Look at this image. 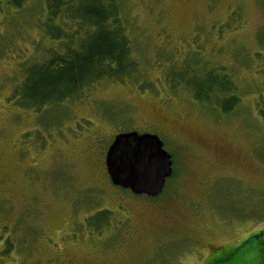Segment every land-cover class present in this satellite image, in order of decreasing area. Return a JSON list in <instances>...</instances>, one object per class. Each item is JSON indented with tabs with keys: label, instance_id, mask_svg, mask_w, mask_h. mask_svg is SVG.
Here are the masks:
<instances>
[{
	"label": "rangeland",
	"instance_id": "rangeland-1",
	"mask_svg": "<svg viewBox=\"0 0 264 264\" xmlns=\"http://www.w3.org/2000/svg\"><path fill=\"white\" fill-rule=\"evenodd\" d=\"M110 3L136 80L28 108L14 95L25 69L63 43L45 31L47 0H0V264H209L224 253L254 264V241L237 248L264 230V0ZM190 58L233 80L232 109L175 80ZM128 131L157 135L171 156L155 198L110 182L107 148Z\"/></svg>",
	"mask_w": 264,
	"mask_h": 264
},
{
	"label": "trees",
	"instance_id": "trees-1",
	"mask_svg": "<svg viewBox=\"0 0 264 264\" xmlns=\"http://www.w3.org/2000/svg\"><path fill=\"white\" fill-rule=\"evenodd\" d=\"M8 1L19 8L26 0ZM47 3L45 31L49 38L63 43L61 52L55 48L45 60L28 65L14 94L19 106L40 108L58 104L80 96L83 90L104 78L136 80L133 76L137 72L136 62L131 58L129 40L110 0H47ZM58 18L75 22L76 28L72 31L54 25ZM198 62L190 58L182 70L174 71L175 80L186 85L195 100L219 106L222 111L232 109L238 101L235 94L228 96L234 90L233 80L220 67ZM260 114L264 118L262 108ZM105 222L104 211L91 224L99 228ZM250 240L255 242L250 261L255 259L254 264H264V230L252 234L237 249ZM231 257V253H224L209 264H228Z\"/></svg>",
	"mask_w": 264,
	"mask_h": 264
},
{
	"label": "water",
	"instance_id": "water-1",
	"mask_svg": "<svg viewBox=\"0 0 264 264\" xmlns=\"http://www.w3.org/2000/svg\"><path fill=\"white\" fill-rule=\"evenodd\" d=\"M110 182L134 195L158 196L172 175V159L155 134H116L105 154Z\"/></svg>",
	"mask_w": 264,
	"mask_h": 264
},
{
	"label": "bare ground",
	"instance_id": "bare-ground-1",
	"mask_svg": "<svg viewBox=\"0 0 264 264\" xmlns=\"http://www.w3.org/2000/svg\"><path fill=\"white\" fill-rule=\"evenodd\" d=\"M126 190H129V189H126ZM130 191V190H129ZM131 192V191H130Z\"/></svg>",
	"mask_w": 264,
	"mask_h": 264
},
{
	"label": "flooded vegetation",
	"instance_id": "flooded-vegetation-1",
	"mask_svg": "<svg viewBox=\"0 0 264 264\" xmlns=\"http://www.w3.org/2000/svg\"><path fill=\"white\" fill-rule=\"evenodd\" d=\"M173 171V170H172Z\"/></svg>",
	"mask_w": 264,
	"mask_h": 264
}]
</instances>
